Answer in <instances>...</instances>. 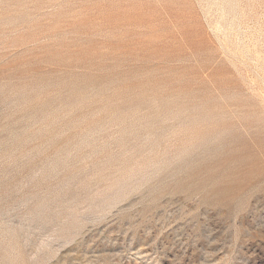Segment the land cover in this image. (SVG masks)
I'll list each match as a JSON object with an SVG mask.
<instances>
[{
    "label": "rangeland",
    "instance_id": "rangeland-1",
    "mask_svg": "<svg viewBox=\"0 0 264 264\" xmlns=\"http://www.w3.org/2000/svg\"><path fill=\"white\" fill-rule=\"evenodd\" d=\"M0 264H264V0H0Z\"/></svg>",
    "mask_w": 264,
    "mask_h": 264
}]
</instances>
